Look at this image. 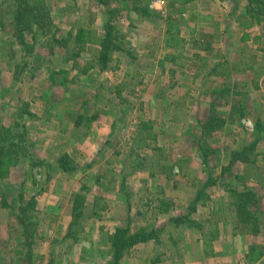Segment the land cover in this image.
<instances>
[{"label":"rangeland","instance_id":"rangeland-1","mask_svg":"<svg viewBox=\"0 0 264 264\" xmlns=\"http://www.w3.org/2000/svg\"><path fill=\"white\" fill-rule=\"evenodd\" d=\"M166 1L165 13L147 16L135 11L146 0H0V151L17 158L15 166L0 160V264H110L119 227L156 236L133 247L125 264H203L241 231L264 257V139L251 162L234 158L264 123V28L248 29L264 14L251 19L248 0ZM17 10L31 28L24 44ZM245 19L249 32L230 29L231 44L203 41L215 23ZM80 29L85 49L75 58ZM109 32L111 68L80 73L96 64ZM242 35L249 41L239 42ZM221 58L239 67L234 76L209 73ZM24 103L38 115H25L21 129ZM116 117L123 120L112 136ZM63 154L80 170L56 172ZM249 188L256 196L246 220L234 193ZM33 200L29 259L18 216Z\"/></svg>","mask_w":264,"mask_h":264},{"label":"trees","instance_id":"trees-1","mask_svg":"<svg viewBox=\"0 0 264 264\" xmlns=\"http://www.w3.org/2000/svg\"><path fill=\"white\" fill-rule=\"evenodd\" d=\"M99 1L101 4H107L105 2V0H97ZM147 1V6L145 8H141V7H136L135 11L139 12V13H144L147 16L150 15V12L153 13V10H150L149 8V2L151 0H146ZM20 7V5H19ZM248 12H249V16L251 17V19L253 20H257V18L260 16V14H264V0H248ZM112 10L107 9L106 12L109 15H112L113 12H111ZM16 25L18 28V31L20 32V36L18 37L19 39H21V44H24V36L23 33L26 30H30V25L26 24V22L24 21L25 17L27 16L26 14V10H17L16 12ZM34 24H36V22H32ZM114 27H111V29ZM112 33L109 32L107 33V39L106 41H103L101 43L102 46V51L100 54V57L97 59L96 64H92L89 65L88 67L84 68V70H81L80 73L86 74L88 73L87 69H98L105 71L108 68H111V66H109V62H110V48H111V37ZM85 37V33L83 31V29H80L76 35L75 38V42L76 43H82L83 39ZM119 38V37H118ZM121 40V38H119ZM84 43L81 44V46L78 48V52L77 54H74L73 57L77 58L80 55V52H82L85 47H84ZM115 49L117 51H122V49L119 46L114 45ZM67 52L69 53V51L67 50ZM99 65V66H98ZM119 95V98H121V94L120 92H116ZM123 100V99H122ZM124 102V100L122 101ZM23 121H17L16 125L17 127H20L21 129H25V124H24V118L25 115L34 118V113H32L31 111H29V104L24 103L23 105ZM31 119V118H29ZM80 119V118H79ZM122 118H118L116 117L115 122H114V131L112 136L115 135L116 133V128L119 124L120 121H122ZM82 121V118L78 121L77 124H80ZM94 121V118H90L88 119V121L85 123L86 126L90 125V123H92ZM15 127V126H14ZM147 125H144L143 129H146ZM14 133L13 131V127L12 128H8L6 129L5 133L9 134V133ZM13 139L17 138L19 140H21V143L25 144L26 140L23 139L20 135H15V134H11L10 135ZM253 137L255 138L254 141L249 144L248 146L246 145L240 152L234 154V158L235 159H240L244 162H251V155L253 154V151L257 148V145L259 144V142L261 140L264 139V123H260L257 122L256 123V127H255V131L253 133ZM112 137L106 141V145H110L112 144L111 141ZM9 147L12 146L13 144L11 142H9L7 144ZM6 152L4 153V155H2V152L0 151V154L2 155L0 160L1 161H7L8 165L10 166H15L17 164V158L13 159V157L11 156L12 149H10V151L8 150V148L5 150ZM55 170L56 172H64V173H73V172H77L80 170V167L78 164L74 163L73 159L69 156V154H63L61 155L56 164H55ZM211 185V183H210ZM234 195H236V197H238V211L241 213V215L243 217H245L243 214L246 212L247 210V206L250 204L252 205V199L253 196H256L255 191L253 190V188H249L245 191H238L235 192ZM32 201H29L28 203L25 204V206H22L20 208V214L18 216V221L19 223L23 226V230H25L24 232V248L26 249V255L27 258L30 259V257L32 256L33 252V246H34V242L30 239L31 238V234H30V225L32 223H30V221H32V219L28 216V214L30 213V207H32L33 205ZM77 208H81V206H79L78 201H77ZM163 212H167L169 211L168 207L166 210H162ZM81 215L80 212H75V215H73L74 218H79V216ZM245 219L247 220V218L245 217ZM245 223L246 221L243 220ZM194 224V223H193ZM152 239H156V236L152 233H147L145 231H139L136 233H131V229L129 227H119L116 229V231L114 232V234L110 237V244H111V248H112V259L110 261V264H119L120 261L128 254V252L135 247L136 245L140 244V243H145L148 242Z\"/></svg>","mask_w":264,"mask_h":264},{"label":"crops","instance_id":"crops-1","mask_svg":"<svg viewBox=\"0 0 264 264\" xmlns=\"http://www.w3.org/2000/svg\"><path fill=\"white\" fill-rule=\"evenodd\" d=\"M226 2H227V0H225L223 3L226 4ZM225 11H228V13H229L228 16H233V14H235V13H232V11H234V9H231V10L228 9L227 10V7H226ZM247 23H248V21L246 19L244 22H235V21L232 22L231 20H229V21L226 20L223 22H217L214 24V31L207 32L208 34L204 35L206 38H203V41L206 40V44L209 46H213V47L227 46V45L231 44V41L234 38V36L230 35V29H232V28L233 29H235V28H238V29L247 28ZM263 24L264 23H262V22L256 23V25L250 24L248 26V29H250V30H252V29L262 30V28H264ZM248 29H244V30L249 32ZM248 37L249 36L243 37V35H242L239 38V42L240 41L241 42H244V41L248 42L249 41ZM250 37H251L250 41L253 42V37L252 36H250ZM255 38L256 39L254 41L259 42V43L262 40L260 38V36L255 37ZM244 43H246V42H244ZM244 43H243V46H244ZM194 45H196V43ZM241 45H242V43H241ZM240 49L242 50V46ZM227 52H228V50L223 51V54L225 55V57H226ZM176 57H177L176 54H174L171 57L172 61L176 60ZM225 59L221 58L220 59L221 61L217 60V62H214V64H209V66H208L209 73L212 75L216 72L215 74H218V75L222 74V75L227 76V77L234 76V73L236 71H238L239 67L235 66V64L226 65L224 62H222V61H225ZM231 61H233V60H231ZM203 66H205V65H203ZM224 66H226L225 69H228V70H226V72H221L220 69H221V67L224 68ZM247 70L250 71L249 69H245V71H247ZM263 73H264V71L261 72L259 75H262ZM175 74H177V71L175 72ZM256 103L259 104L258 100H256ZM261 103H264V97L261 100ZM259 107L260 108L262 107L264 109V106L262 104ZM34 113L36 114V112H34ZM36 115H38V113ZM47 119L48 118H46L45 115H42L39 118L40 122H43L45 124L50 122V120H48L46 122ZM74 122H76V121H74ZM50 123H54V121H51ZM75 125H77V124H75ZM110 133L111 132L108 131L107 137ZM107 137H105L103 139L104 142L106 141ZM48 142H49V140H48ZM92 143H93V140H91L87 144H89V147H91ZM97 145H98V147H101L102 142H97ZM59 174H60V172H59ZM64 219L66 221H69V220H71V217L64 216ZM241 232L243 233L244 231H241ZM241 234H234V235L238 236L239 240H236L237 237H232V240H228L227 242L224 241L225 245H223L221 247H214V252L213 253L210 252V253L215 254V255L212 256L211 258H208L207 260H205V262L203 264H264V257H262V255H260V252H259V254L256 253V251L253 253L250 252V249H251L250 246L252 243H254L253 238L246 237V236H243V238H242V236H240ZM263 247H264V245H263ZM160 263H161V261H160ZM121 264H125V258L122 260ZM162 264H171V263L168 261V262H165ZM188 264H190V262H188ZM191 264H199V262L195 261V262H192Z\"/></svg>","mask_w":264,"mask_h":264},{"label":"built area","instance_id":"built-area-1","mask_svg":"<svg viewBox=\"0 0 264 264\" xmlns=\"http://www.w3.org/2000/svg\"><path fill=\"white\" fill-rule=\"evenodd\" d=\"M166 5H167L166 0H151L149 7L151 10H155L160 13H165Z\"/></svg>","mask_w":264,"mask_h":264}]
</instances>
